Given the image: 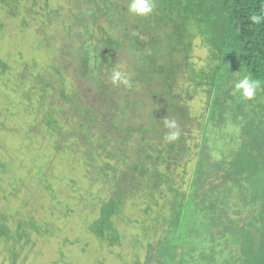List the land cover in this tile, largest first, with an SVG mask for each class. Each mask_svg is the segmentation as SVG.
I'll list each match as a JSON object with an SVG mask.
<instances>
[{
    "label": "trees",
    "instance_id": "trees-1",
    "mask_svg": "<svg viewBox=\"0 0 264 264\" xmlns=\"http://www.w3.org/2000/svg\"><path fill=\"white\" fill-rule=\"evenodd\" d=\"M154 3L140 17L128 11L129 0H0V40L1 13L29 36L14 57L0 56V120H22L11 131L25 165L0 159V183L8 176L13 194L22 188L31 196L43 186L50 208L67 219L76 210L55 202L63 191L54 160L70 156L98 192L75 203L91 205L87 233L119 247L122 226L135 229L128 244L145 253L134 264H264V232L248 234L252 219L264 231V23L249 20L264 11V0ZM201 49L203 60L194 55ZM18 58L25 67L17 72ZM116 69L131 87L111 82ZM243 75L261 82L258 115L233 95ZM166 118L178 124L174 141ZM230 125L241 131L237 143L211 161L214 131ZM33 179L37 188L28 185ZM250 188L256 194L245 203ZM234 190L251 210L244 226L226 212ZM32 220L10 204L0 209V245L9 246L13 264L30 231L52 232L53 223ZM232 224L245 230L234 241L224 235Z\"/></svg>",
    "mask_w": 264,
    "mask_h": 264
},
{
    "label": "rangeland",
    "instance_id": "rangeland-1",
    "mask_svg": "<svg viewBox=\"0 0 264 264\" xmlns=\"http://www.w3.org/2000/svg\"><path fill=\"white\" fill-rule=\"evenodd\" d=\"M1 20L4 25V38L0 40V56L2 57L8 54L14 57L15 52L17 54L19 53L20 48L29 36L22 35L23 28L19 27L21 24H19L18 19H12L6 15V13H1ZM206 54L207 52L204 49L194 52V55L202 60L207 56ZM27 58L29 59L28 55H26V59ZM14 64V70H17V72L25 67L22 65L19 58ZM234 72V75H241L238 68L232 73ZM2 89L3 87L0 84V90ZM258 97L263 99L259 90L254 99L248 100L250 111L257 110L256 115L263 110L260 106L257 107V105H254L257 103L256 100H258ZM203 103L204 99L202 98L194 105L201 108ZM2 104H4V100L0 93V105ZM1 124L4 128L6 127V131L2 129ZM21 126L22 120L13 119L12 123L10 121L0 120V159L3 161L12 160L18 166H25L20 160L19 148L21 144L18 134L11 131ZM240 134L241 131L239 127H235L234 125L227 126L226 129L215 130L214 136L211 137L209 141L211 161L217 162L225 158V154L229 153L230 148L237 143L236 138H238ZM43 140L44 143L47 142L46 138ZM41 151L42 150H40V152ZM54 161L56 164L54 166L55 176L61 180L57 182L56 189L59 192L63 191L61 194H57V200L55 202L62 203L63 201H68L76 210V213L74 215L70 214V216H72L67 219H64L60 215L61 211L58 210L60 209L59 206H57L58 209L50 208L49 200L51 198L43 186L38 189L39 191L36 192L35 196H31L28 189L22 188L18 193L13 194L14 191H12L13 188L9 177H2L3 180L0 183L1 210H5L8 204H10L14 210L17 209L18 212H21L27 216V218L31 217L33 219L32 221L37 225L47 220L53 223L51 234L44 236L32 231L29 232L31 243L25 244L23 241L21 245L16 247L15 252L18 254V257L15 264H134L138 258H140V261L144 260L145 251L128 244L130 237L138 232L133 228H125L122 226L123 236L125 238L119 247L101 245L92 235L87 233L84 222L88 221V215L92 209L91 205L76 206L75 203L82 197H95L97 188H90L89 180L83 177L84 173L81 167H79V163L70 156L64 158V155H62L61 159H56ZM28 185L33 188L38 187L37 181L34 179L31 180ZM250 190L248 196L246 194L243 196L245 203L248 201L250 202L252 197L256 194V192L253 193V189L250 188ZM237 196L238 194L235 193L234 190L230 198L225 199V201L227 199L230 201L226 212H228L230 220L234 221L237 225L244 226L246 221L249 222L251 220L249 216L251 210L249 207L245 206ZM25 198L32 200L25 205ZM90 201L92 200L90 199ZM251 223L254 224V227H249L248 234L252 239L262 236L264 232L263 229H257V224L253 219ZM232 225H229L232 226L231 231L229 230L226 232L224 230L226 232L224 235L231 237V240L234 241L236 236L240 237L245 230H242L234 224ZM223 229H225V226H223ZM8 248L9 246L4 244L0 245V264H13L12 256L7 251ZM225 249L224 251L226 254L231 248L228 247ZM233 259L235 260V257H233Z\"/></svg>",
    "mask_w": 264,
    "mask_h": 264
},
{
    "label": "clouds",
    "instance_id": "clouds-1",
    "mask_svg": "<svg viewBox=\"0 0 264 264\" xmlns=\"http://www.w3.org/2000/svg\"><path fill=\"white\" fill-rule=\"evenodd\" d=\"M155 8L154 0H129L128 11L136 16L145 17L153 13ZM252 24L260 25L264 23V11L260 14H252L249 17ZM110 80L114 85L131 87L130 77L123 70H113L110 75ZM261 87V82L258 79H253L250 75H243L233 86V95L239 94L244 100H252L255 98L258 89ZM165 126L169 129L167 134L168 141H174L179 138L180 132L178 124L174 119H165Z\"/></svg>",
    "mask_w": 264,
    "mask_h": 264
}]
</instances>
